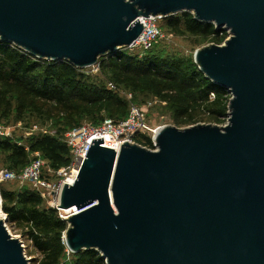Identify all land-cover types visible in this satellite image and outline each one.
<instances>
[{
    "label": "water",
    "instance_id": "water-1",
    "mask_svg": "<svg viewBox=\"0 0 264 264\" xmlns=\"http://www.w3.org/2000/svg\"><path fill=\"white\" fill-rule=\"evenodd\" d=\"M179 11L229 31L193 53L226 122L161 125L153 149L92 139L59 193L64 243L105 264H264V0H0V40L85 68ZM1 210L0 264H30Z\"/></svg>",
    "mask_w": 264,
    "mask_h": 264
},
{
    "label": "trees",
    "instance_id": "trees-1",
    "mask_svg": "<svg viewBox=\"0 0 264 264\" xmlns=\"http://www.w3.org/2000/svg\"><path fill=\"white\" fill-rule=\"evenodd\" d=\"M156 24L168 39L139 54L120 47L99 56L98 72L63 59L38 58L0 40V124L43 128L26 136L17 135L20 129L13 137L0 136V168L18 172L37 153L46 165L41 177L58 180L57 171L73 157L65 133L83 123L100 125L105 118L119 123L127 118L130 102L142 106L155 101L152 108L178 127L224 123L230 93L204 76L193 53L206 43L221 44L226 29L199 21L189 11L159 17ZM171 36L188 39L190 52L168 51L165 42ZM134 141L154 148L148 133L135 135ZM0 196L7 226L20 233L27 252L34 255L32 264H105L95 249L68 250L63 239L67 222L40 190L27 182L5 181Z\"/></svg>",
    "mask_w": 264,
    "mask_h": 264
},
{
    "label": "built area",
    "instance_id": "built-area-1",
    "mask_svg": "<svg viewBox=\"0 0 264 264\" xmlns=\"http://www.w3.org/2000/svg\"><path fill=\"white\" fill-rule=\"evenodd\" d=\"M155 17L156 16H148L142 19L139 18L143 24V29L136 40L125 48L132 49L138 46L142 51H145L150 49L159 40L168 39L170 37V35H166L157 26L155 23ZM91 67L95 68V72L99 71L98 62H96ZM107 86L109 89L116 90L114 84L111 82H108ZM125 96L127 99H130L131 94L126 93ZM211 97H213L212 93ZM153 102L155 101H152V103ZM149 104H151V102H149ZM160 126L161 125L157 126L156 128H150L149 123L145 120V116L141 107L130 102L129 114L127 118L120 121L119 123H114L110 118H105L100 125L93 126L89 123H83L79 127L73 128L65 133V142L70 147L73 157L67 167L60 168L57 171V174L61 175V178L58 180L50 181L41 177V170L46 167V165L44 160L39 157L37 153H35V158H33L18 172L6 168L0 169V183L14 180L29 183L31 187L40 190V193L48 198V205L56 208L58 210V215L61 218H65L69 211L58 208L59 193L63 183L67 182L72 176L71 172L74 163L80 157L84 159L92 139L102 137L103 145H105L104 142L107 137L111 141L118 140L121 144L123 141L135 142V135L139 133H148L151 135L152 144L155 148L153 135ZM31 129V131L35 130L36 126L33 125ZM13 131L14 127L0 124L1 137H13ZM31 131L24 132L25 134L23 133V136L31 134ZM74 177L75 176H73L72 181ZM1 216L3 218L6 216L2 210Z\"/></svg>",
    "mask_w": 264,
    "mask_h": 264
},
{
    "label": "rangeland",
    "instance_id": "rangeland-1",
    "mask_svg": "<svg viewBox=\"0 0 264 264\" xmlns=\"http://www.w3.org/2000/svg\"><path fill=\"white\" fill-rule=\"evenodd\" d=\"M158 19H159V17L156 16L155 17V23L157 22ZM226 31H227V36H228L229 35V31L228 30H226ZM189 42L190 41L188 39L180 38V37H172L171 36V39L168 40L167 42H165V45L167 47V50L170 51V52L182 51L184 53H189L190 52V43ZM206 44H209V43H206ZM129 50L132 51L133 54H139L140 52H142L141 48L138 47V46L134 47L132 49L130 48ZM89 70L91 72H95V68L94 67H90ZM149 102H151V104H149ZM152 104H153L152 101H148L144 105L140 106L141 109L143 110V112H145L143 114L145 116V120L149 121L148 123H149L150 128H156L157 126L164 125V124H172L171 121L169 120V118L166 115H159L158 112L152 108V106H151ZM162 104H164V102ZM225 122H226V120H225ZM224 123L219 124V125H223ZM8 126L14 127V131L16 129H20L21 131L17 130L18 131V132H16L17 135H20L21 133H24L26 131L29 132V131L32 130V129L23 128L21 126V124H19V123L15 124V125H8ZM35 126H36V129L33 130L34 132L35 131L38 132V131L43 130L42 127L40 128L38 125H35ZM33 131H31V132H33ZM0 169H2V168H0ZM8 228H9V230H10L12 235L17 236L19 238H22L18 231L12 230L9 226H8ZM25 254H26V256L28 258H30V264H32V260L31 259L34 257V255L33 254L30 255L27 252L26 248H25Z\"/></svg>",
    "mask_w": 264,
    "mask_h": 264
},
{
    "label": "bare ground",
    "instance_id": "bare-ground-1",
    "mask_svg": "<svg viewBox=\"0 0 264 264\" xmlns=\"http://www.w3.org/2000/svg\"><path fill=\"white\" fill-rule=\"evenodd\" d=\"M142 18H144V17H140V19H142ZM120 141H118V140H113V141H111L109 138H107L106 137V140H105V142H104V144L105 145H107V146H111V147H113L114 149H116L117 151L119 150V147H120V143H119ZM82 158L80 157V158H78L77 159V161L74 163V165H73V167H72V176L69 178V180L67 181L68 183H70V182H72V178H73V176H75V174L77 173V171H78V169H79V167H80V165H81V162H82ZM68 211V210H67ZM69 211H71V210H69Z\"/></svg>",
    "mask_w": 264,
    "mask_h": 264
}]
</instances>
